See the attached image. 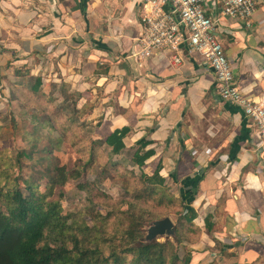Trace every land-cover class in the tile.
I'll use <instances>...</instances> for the list:
<instances>
[{"label":"crops","instance_id":"1","mask_svg":"<svg viewBox=\"0 0 264 264\" xmlns=\"http://www.w3.org/2000/svg\"><path fill=\"white\" fill-rule=\"evenodd\" d=\"M256 1L251 26L219 15L218 37L239 87L264 104V0ZM205 7L218 13L219 3ZM143 13L139 0H0V111L22 107L10 96L25 66L48 101L61 98L66 115L75 106L103 147L123 127L126 149L153 141L145 172L161 164L198 213L192 264H264V140L219 98L210 64L187 43L179 64L173 52L137 54Z\"/></svg>","mask_w":264,"mask_h":264},{"label":"trees","instance_id":"2","mask_svg":"<svg viewBox=\"0 0 264 264\" xmlns=\"http://www.w3.org/2000/svg\"><path fill=\"white\" fill-rule=\"evenodd\" d=\"M29 75L27 70L16 69V76L20 78L13 81L11 94L27 107L37 109L32 115L33 120L41 121H37L39 124L36 128H52L54 133L59 131L61 135L57 140L69 141L76 133L78 137L80 131L76 116L66 115L62 107L55 106L46 99L42 92L41 77H37L35 83L28 87L25 77ZM44 113L46 117L43 116ZM128 132L127 127L118 128L107 137L105 142L111 147L114 155H120L126 149L123 139ZM152 142L143 139L133 146L135 150L132 158L140 168L142 187L145 186L143 194L138 192L135 199L125 201L129 204V216L120 233V240L117 238L116 243L124 245L122 251L132 255L127 264H192L191 245L200 238L202 232L201 227L195 223L198 213L188 202V192L178 196L168 192L166 178L161 174V164L152 174L145 172L147 160L155 154V149L149 147ZM1 155L2 153V160ZM22 155L29 156L26 151H22L18 154L17 164H21ZM1 169L0 164V172ZM56 169L61 175L45 192L37 191L33 184L27 186L28 194H24L18 186L6 188V185H0V264H123L126 259L122 254H116L117 251H114L111 255L113 259L111 256H102L103 250L99 246L91 247L89 241L84 248L79 245L77 236L74 238L76 251L68 248V217L62 215L58 201L48 198L53 193L54 186L64 185L70 176L68 177L65 166ZM159 193H162V196L158 195ZM152 197L158 205L164 206L165 215H158L155 210L157 208H154L152 203L151 208L145 204ZM141 200H144V204H141ZM171 210L177 215L173 235L181 246H190H187L190 252L186 256H182L170 240H147V235L144 238V224L153 218L157 221L167 217L166 213ZM207 226L209 227V223ZM52 235L54 239L50 240Z\"/></svg>","mask_w":264,"mask_h":264},{"label":"rangeland","instance_id":"3","mask_svg":"<svg viewBox=\"0 0 264 264\" xmlns=\"http://www.w3.org/2000/svg\"><path fill=\"white\" fill-rule=\"evenodd\" d=\"M6 50L12 51L8 48ZM12 57L13 55L9 62L13 61ZM9 66L16 67L12 64ZM18 69L27 70L25 66ZM25 80L30 87L35 83L36 77L28 76ZM43 87L47 89L46 85ZM4 100L6 96L1 92L0 103ZM61 100L60 98L54 102L63 108ZM21 106L15 103L5 112L0 111V153L3 157L0 159L2 165L0 185H6V188L18 186L24 194H28L27 186L33 184L37 191L45 192L61 175L56 168L65 166L70 177L64 185L54 186L48 200L58 201L62 215L68 217L66 241L68 248L76 251L74 238L77 236L79 245L84 248L90 241L91 247L99 246L103 250L102 256H111L117 251L116 254H122L126 259L123 264L130 262L132 255L122 251L125 246L119 245L116 241L117 238L120 240V233L129 216V204L125 201L135 199V194L142 192L145 186L142 187L140 168L135 165L132 158L134 147L123 150L120 155H114L111 149L103 147L102 140H95L90 136L91 129L84 127L86 122L80 121L72 103L71 114L76 116L80 132L78 137L76 133L69 141L57 140L61 134L59 131L54 133L52 128H36L38 122H41L33 120L32 117L37 109L24 104ZM22 151H26L29 156L22 155L21 164H17L18 154ZM166 186L173 196L180 195L174 191L173 185L167 183ZM158 195L162 196V193ZM147 202L145 204L150 208L151 203L157 208L155 210L158 215L164 213V206L158 205L154 197ZM141 204H144V200H141ZM173 212L171 210L166 216H170L176 223L177 215ZM155 220L153 218L144 224V238ZM49 238L52 240L54 236ZM153 240L172 241L182 256L190 252L187 249L189 244L186 247L181 246L175 235L168 233L157 235Z\"/></svg>","mask_w":264,"mask_h":264},{"label":"built area","instance_id":"4","mask_svg":"<svg viewBox=\"0 0 264 264\" xmlns=\"http://www.w3.org/2000/svg\"><path fill=\"white\" fill-rule=\"evenodd\" d=\"M143 32L137 54L151 57L160 51L173 52V60L181 63V47L187 43L192 52H200L210 64L221 100L243 111L258 139L264 140V104L246 94L238 85L230 59L218 37L219 15L243 20L251 26L257 9L256 0H217V12L206 10L208 0H139Z\"/></svg>","mask_w":264,"mask_h":264},{"label":"water","instance_id":"5","mask_svg":"<svg viewBox=\"0 0 264 264\" xmlns=\"http://www.w3.org/2000/svg\"><path fill=\"white\" fill-rule=\"evenodd\" d=\"M174 232L175 223L170 216H167L163 219L153 222V224L149 228L147 240H153L155 236L166 233L173 235Z\"/></svg>","mask_w":264,"mask_h":264}]
</instances>
